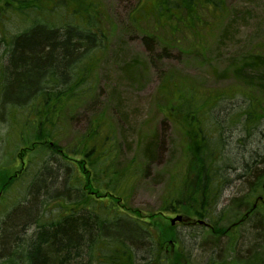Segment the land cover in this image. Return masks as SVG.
Masks as SVG:
<instances>
[{"label": "trees", "instance_id": "obj_1", "mask_svg": "<svg viewBox=\"0 0 264 264\" xmlns=\"http://www.w3.org/2000/svg\"><path fill=\"white\" fill-rule=\"evenodd\" d=\"M222 6L223 0H153L150 9L141 12L137 6L130 16L134 21L152 17L155 25L170 27L195 23L198 9L219 15ZM29 11L34 13L32 26L13 35L3 33L0 55V117L14 138L12 155L0 158V170L19 160L23 164L0 193V217L6 216L0 222V264H165L167 251L161 243L173 241L176 235L123 205L139 173L133 161L120 172H111L116 140L104 118L91 119L81 137L60 146L67 118L83 102L93 100L97 65L107 41L103 7L98 0H0V22L9 23V14ZM259 64L264 78V59L257 56L235 69V78L249 83L251 79L241 74L242 67ZM175 83L161 85L162 94L170 92L173 98L164 113L180 112L186 159L175 195L163 201L161 210L174 213L182 208L196 219H210L226 183L219 166L226 163V141L222 131L215 134L209 129L211 118L219 117L211 112L230 94H202L190 86L183 91L174 88L172 93ZM258 84L264 87V79ZM245 110L250 117L245 124H252L253 112ZM9 137L3 140L0 134V151L2 143L11 144ZM145 141L143 155L153 161L160 140L153 134ZM247 149L240 150L237 163L243 161L242 154L264 160L255 147ZM254 172L258 184L252 193L262 190L264 161L261 170ZM129 178L132 182L122 196L117 190ZM100 190L106 194L100 195ZM105 197L109 200H102ZM254 211L251 206L247 216L238 220L243 222ZM239 221L224 231L214 227L217 221L211 233L225 236L244 223ZM113 228L117 229L114 237ZM77 244L84 246L85 263H80ZM134 247L146 248L148 255L142 263L135 258Z\"/></svg>", "mask_w": 264, "mask_h": 264}, {"label": "rangeland", "instance_id": "obj_2", "mask_svg": "<svg viewBox=\"0 0 264 264\" xmlns=\"http://www.w3.org/2000/svg\"><path fill=\"white\" fill-rule=\"evenodd\" d=\"M98 1L107 20V24H104L107 41L101 58L97 56L100 61L93 100L83 102L67 118V124L61 130L60 146L64 148L81 137L91 119L98 116L104 118L116 140L114 147L117 157L111 172H120L122 167L133 161L139 173L123 204L139 214L121 209L131 216L136 215L147 221L150 219L160 230L164 227L166 232L176 235L173 241L161 243L163 250L167 251L165 264H226L234 257L237 258L232 264H242L240 261L245 260L243 256H246V251L262 253L256 244L263 237H254L261 234L262 229L258 232L252 226L264 222V191L258 188L252 193L258 180L245 188L237 181L230 166H241L243 162L251 164L257 160L249 154H242L243 162L235 161L240 150L251 146L264 155V87L258 84L264 79L263 71L260 64L243 66L241 74L245 79L252 80L249 83L234 76L235 69L241 68L251 58L257 56L259 60L264 59V0H223L219 15L198 9L195 23H190L193 26L196 24L194 28L190 24L180 23L170 27L168 24L155 25L152 17L134 21L130 16L132 11L138 6L141 12H145L151 8L153 0ZM9 15V23L4 20L0 22V26L4 23L5 29L3 25L0 27V55L4 49L3 33L13 35L29 29L32 26L30 20L34 17L31 11L19 16ZM55 17H58L57 14ZM166 81L172 84L176 82L175 87H171L172 93L176 88L183 91L186 86H190L202 94L212 91L230 94L211 112L213 116L217 114L219 117L209 120V129L215 134L222 131L226 141L223 151L226 163L219 165L226 183L212 217L201 219L208 228L196 223V218L182 208L177 213L161 210L163 201L175 195L177 176L186 159V139L180 112L170 115V111L165 110L164 113L166 105L173 100L170 92L162 94L161 85ZM245 109L253 112L252 124H245L250 121V117L243 112ZM5 122L0 117L3 140L9 137L10 131ZM153 134L159 138L160 148L153 156L156 158L147 161L143 155V144ZM9 143L6 147L2 143L0 158H10L12 155L10 152L14 138L11 134ZM22 167V160H19L15 165L0 170V193L5 190L12 175ZM131 182V178L127 179L117 193L124 196ZM99 194L106 193L100 190ZM259 197L263 201L254 209V213L245 218L244 223L240 222L245 210L250 209ZM102 200L108 201L109 198ZM120 205H117L118 209ZM176 216H180V221L171 223L170 218ZM5 218L0 217V222ZM217 221H220L218 225ZM238 221L243 224L229 229L225 236L211 233L210 228L214 225L224 231ZM111 235H117L116 228L112 229ZM133 249L135 258L142 263L148 255L146 248ZM80 263H85L84 258Z\"/></svg>", "mask_w": 264, "mask_h": 264}, {"label": "bare ground", "instance_id": "obj_3", "mask_svg": "<svg viewBox=\"0 0 264 264\" xmlns=\"http://www.w3.org/2000/svg\"><path fill=\"white\" fill-rule=\"evenodd\" d=\"M256 159L257 160H255L251 164L242 161L243 163L241 164V166L240 165H236L237 167L230 166L231 167L230 169H232L234 171V175H235L237 181L242 183L245 186V188L251 186V184L254 183V181H255L254 175H255V173H257V172H254V170L259 171V170H261V168L263 166L264 160L262 161V159H260L259 157ZM245 161H247V160H245ZM247 203H249V201ZM254 209H256V208H254ZM247 210H245L244 216H247L246 215ZM232 225L235 226L237 224H236V222H233ZM256 228L262 229L260 232L261 234L254 235V237H256L257 239L258 238L260 239L261 236L263 237V240L256 244V247L259 248L262 253H260V252L251 253L249 250L246 251V256H243L245 258V260L241 259V261H240V263H242V264H261V263L264 264V225L263 224H256L255 226H252V229H256ZM76 249H77V253L81 256L82 259L86 257L84 246H78V244H77ZM258 253H260V254H258ZM238 254H239V252H238ZM183 255H184V253H183ZM219 258H221L220 255H219ZM235 258H237V257H234L233 260ZM233 260L227 261L226 264H232L234 262ZM22 261H24V260L22 259ZM209 264H211V263H209Z\"/></svg>", "mask_w": 264, "mask_h": 264}, {"label": "flooded vegetation", "instance_id": "obj_4", "mask_svg": "<svg viewBox=\"0 0 264 264\" xmlns=\"http://www.w3.org/2000/svg\"><path fill=\"white\" fill-rule=\"evenodd\" d=\"M20 170H21V169H20ZM17 172H19V170H18ZM17 172H15L13 175L15 176ZM262 201H263V199H262L261 197H259V198L254 202V204L252 205V208H256V207L259 205V203L262 202ZM263 203H264V201H263ZM246 215H247V213H246Z\"/></svg>", "mask_w": 264, "mask_h": 264}, {"label": "water", "instance_id": "obj_5", "mask_svg": "<svg viewBox=\"0 0 264 264\" xmlns=\"http://www.w3.org/2000/svg\"><path fill=\"white\" fill-rule=\"evenodd\" d=\"M262 188L264 190V181L262 183ZM180 219H181L180 216H176L175 218L171 219L170 222L174 223L175 221H180ZM199 223H203V221H199Z\"/></svg>", "mask_w": 264, "mask_h": 264}]
</instances>
